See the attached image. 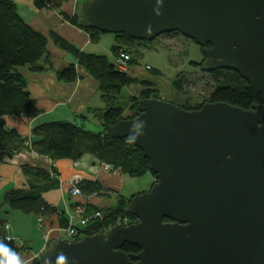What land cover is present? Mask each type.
Wrapping results in <instances>:
<instances>
[{
  "label": "water",
  "instance_id": "95a60500",
  "mask_svg": "<svg viewBox=\"0 0 264 264\" xmlns=\"http://www.w3.org/2000/svg\"><path fill=\"white\" fill-rule=\"evenodd\" d=\"M78 6L84 29L140 41L180 33L203 48L205 72L236 71L259 103L243 109L206 102L187 110L139 99L138 115L108 126L112 138L134 139L157 177L149 191L130 198L126 211L136 222L54 239L36 264H264V0H87ZM124 243L141 248L135 260L121 249Z\"/></svg>",
  "mask_w": 264,
  "mask_h": 264
},
{
  "label": "trees",
  "instance_id": "16d2710c",
  "mask_svg": "<svg viewBox=\"0 0 264 264\" xmlns=\"http://www.w3.org/2000/svg\"><path fill=\"white\" fill-rule=\"evenodd\" d=\"M65 1L35 0L34 4L41 9L45 7L60 10ZM82 1L87 0H78V5ZM67 18L73 25L80 27L76 14ZM84 30L89 33L92 43L99 44L103 32L90 27ZM175 34L180 33L176 31L171 33V35ZM113 36L115 41L111 46L112 52L118 59L122 53H125L128 56L125 61L127 66L138 63V56L144 52L141 47L151 43L130 38L123 33L113 34ZM50 40L62 51L73 55L77 63H70L67 67L55 70L52 54L48 49ZM191 65L195 67L196 61H191ZM24 67L33 73L46 70L55 71L59 80L68 83L79 78V67L84 68L98 82L100 98L104 104L92 111L93 118L91 119L98 121L97 123L103 126V129L101 131L88 129L85 126L88 118L83 116L78 121L59 119L45 123L39 122L31 127V137H25L19 129L11 127L8 118L34 119L43 112L28 90L27 77L22 72ZM146 67L151 69L149 66ZM154 72L159 73V70ZM213 77L215 83L210 92L205 95L206 98H202L197 104L184 102L176 104L190 110L200 108L205 102L224 101L232 106L251 109L252 105L259 102L248 82L236 71L220 69L214 71ZM136 81H138L137 78L133 77L126 67L121 69L119 63L109 59L107 54L80 49L56 31L47 35L33 29L20 16L15 0H0V163L24 150H31L53 161L61 159L77 161L83 155L90 154L98 158L101 163L108 165L109 168L115 170L119 168L123 174L132 177L152 174L150 160L143 156L140 148L134 146L133 143H128L129 138H112L108 132V126L114 124L118 118L127 116V113H124L127 108L132 112V109L138 106L139 99L159 98L161 91L154 86L153 82L145 81L147 86L141 90L140 95L122 102L123 87L134 84ZM173 87L179 92L183 91L180 78L173 81ZM127 117H132V114ZM25 170L32 174L29 186L10 188L4 193L3 204L7 206L8 213L22 212L26 215L35 214L41 217L56 212V209L45 201L44 192L60 187L59 171L54 166H51L50 170L41 166H26ZM78 186L82 191V196L86 197L95 195V193L104 195L103 192L108 189H105L98 180L93 182L84 179L79 182ZM130 198L131 196L126 198L118 195L117 205L107 209L94 207L87 202L82 204L87 215L100 211L102 216L88 220L86 226L80 225L79 222L75 224L78 229L75 238L104 232L124 219H127L129 224L135 223L136 218L126 211ZM61 219V225L68 227L70 220L65 214ZM7 224L10 223L4 222V227ZM7 237H10V240ZM0 245L6 246L10 253L18 254L25 250L23 245H18L15 239L8 234L0 233ZM121 249L133 260H135L133 255L141 251L138 245L131 243H124ZM37 260L36 258L32 264H36Z\"/></svg>",
  "mask_w": 264,
  "mask_h": 264
},
{
  "label": "crops",
  "instance_id": "0c3cea01",
  "mask_svg": "<svg viewBox=\"0 0 264 264\" xmlns=\"http://www.w3.org/2000/svg\"><path fill=\"white\" fill-rule=\"evenodd\" d=\"M15 2L20 16L33 29L47 35L56 31L83 50L97 52L99 49L100 42L92 43L89 33L84 28L73 25L67 18L76 14L79 7L78 0H66L60 10L37 8L34 4L35 0H15ZM48 49L52 54L55 70L67 67L70 63H77L73 55L59 49L52 40L49 41ZM22 72L26 74L31 96L37 100L38 106L43 110L34 119L8 118L9 125L19 129L25 137L32 136L31 127L39 122L45 123L59 119L78 121L83 116L88 118L85 121L86 125L93 118L92 111L104 104L100 98L98 82L84 68L79 67V78L69 83L59 80L55 71L52 70L33 73L24 67ZM101 127L100 130H92L101 131L103 126ZM26 166H41L46 170L54 166L60 174V187L44 192L45 201L54 207L56 212L47 215L42 224L37 215H26L22 212L8 213L7 206L3 204L4 193L8 189L29 186L32 174L25 170ZM106 166L90 154L83 155L77 161L69 159L53 161L31 150L21 151L0 163V233L10 235L18 245L24 246L25 250L16 254L20 264H32L50 242L64 237L65 227L61 225L63 214L68 220L72 218V221L78 224L79 217L75 215V210L83 207L82 204L85 202L94 207L107 209L117 205L118 195L128 198L139 193L137 190L143 185L142 182L126 178L128 174H123L119 168L108 169ZM75 179L93 182L98 180L105 189H108L103 192L104 195L95 193L88 197L72 196L69 188ZM153 183L151 178L150 186ZM4 222L10 223V229L7 230L4 227ZM39 242L42 244L36 245ZM0 260H7L3 252H0Z\"/></svg>",
  "mask_w": 264,
  "mask_h": 264
},
{
  "label": "rangeland",
  "instance_id": "374dc122",
  "mask_svg": "<svg viewBox=\"0 0 264 264\" xmlns=\"http://www.w3.org/2000/svg\"><path fill=\"white\" fill-rule=\"evenodd\" d=\"M100 38V45L97 52L99 54H107L109 59L123 64L112 52L111 46L115 41L113 34L102 33ZM154 40L150 41L151 43L148 44V46L144 45L141 47L144 49V52L142 55L138 56V63H133L131 66L123 64V66L129 70L130 74L133 77H136L138 81L134 82V84L123 87L121 101L126 102L130 99V97L140 95L142 92L141 90L147 86V84L144 83L145 81L153 82L154 86L161 91L159 98L166 101L168 100L174 103L184 102L187 104H197L200 100H202V98H206L205 95L210 92L215 83L213 73L205 72L204 70L191 65V61H198L203 57L200 46L197 45L193 40L180 34L171 35V33H165ZM146 66L151 67V69H148ZM155 70H159V73L154 72ZM178 78H180L182 81V92L177 91L173 87V81L177 80ZM124 113H127V116L132 114V118L139 114L137 107L134 110L132 109V112L129 108H127ZM127 116H124L123 118ZM97 122L92 120L85 126L91 130H100L102 127ZM106 167L111 169L108 167V165ZM151 175V173H147L138 177H132L128 175L126 178L136 180L137 182H142L143 185H141L139 189L140 191L137 190L139 193H141L149 191V183L151 178H153L154 182L156 181V177ZM75 181H78V179L73 180V182L70 184L69 192ZM70 194L72 196L74 195L71 192ZM79 195L80 194H77L75 196ZM78 209L75 210V215H77ZM83 213L84 217L87 216L85 211H83ZM78 216L80 220V214ZM45 219L46 216H38L40 224H42ZM63 236H67V227L64 228ZM40 244L42 243L39 242L36 245Z\"/></svg>",
  "mask_w": 264,
  "mask_h": 264
},
{
  "label": "built area",
  "instance_id": "2783aa9c",
  "mask_svg": "<svg viewBox=\"0 0 264 264\" xmlns=\"http://www.w3.org/2000/svg\"><path fill=\"white\" fill-rule=\"evenodd\" d=\"M120 61L125 64V61L128 59V56L125 55V53H122L120 55ZM123 64H120L119 63V66L120 68H124ZM79 182H81L80 180L78 181H75L74 184H73V187L70 189V192L74 195H77V194H82V191H80V188L78 186ZM83 211H85V208L84 207H80L77 211V216L80 214L81 216V221L79 220L78 222L80 223V225L82 226H86L87 224V221L90 220V218H93V219H96V217H101L102 216V212L100 211H96L95 214H92V215H87V216H83ZM79 217V216H78ZM118 223H123L125 225H129V222L127 219H124V220H121V221H118ZM76 223H74L72 221V219L70 218V221H69V226L67 227V236L66 238H70V239H75V236L76 234L78 233V229L76 228L77 226L75 225ZM7 229H10V224H7L5 226ZM9 240H10V237H7Z\"/></svg>",
  "mask_w": 264,
  "mask_h": 264
},
{
  "label": "clouds",
  "instance_id": "9594fccd",
  "mask_svg": "<svg viewBox=\"0 0 264 264\" xmlns=\"http://www.w3.org/2000/svg\"><path fill=\"white\" fill-rule=\"evenodd\" d=\"M157 14H159V12L157 11ZM139 127H143V125H139ZM134 142V139L129 137L128 139V143H132ZM0 252H3L4 256L7 257V260H0V264H20L19 259L17 257V255L13 252L10 253L8 248L6 246L0 245ZM59 259L62 261L63 260V256L61 255L59 257Z\"/></svg>",
  "mask_w": 264,
  "mask_h": 264
},
{
  "label": "flooded vegetation",
  "instance_id": "af4514ba",
  "mask_svg": "<svg viewBox=\"0 0 264 264\" xmlns=\"http://www.w3.org/2000/svg\"><path fill=\"white\" fill-rule=\"evenodd\" d=\"M201 47V46H200ZM202 47H201V51H202ZM204 61V55H203V57L201 58V59H199L198 61H196V66L195 67H198V68H200V69H202V66H201V63ZM216 71H218V70H216ZM210 73H214V71L213 72H210ZM206 103V102H205ZM256 103H259V102H256ZM165 220V219H164ZM166 221H168V220H166Z\"/></svg>",
  "mask_w": 264,
  "mask_h": 264
}]
</instances>
